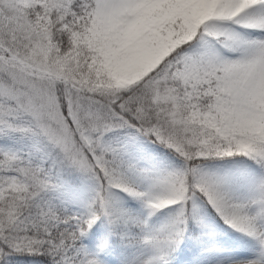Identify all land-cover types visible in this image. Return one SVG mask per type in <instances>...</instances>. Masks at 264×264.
Returning <instances> with one entry per match:
<instances>
[{
	"label": "snow or ice",
	"instance_id": "obj_1",
	"mask_svg": "<svg viewBox=\"0 0 264 264\" xmlns=\"http://www.w3.org/2000/svg\"><path fill=\"white\" fill-rule=\"evenodd\" d=\"M0 264H264V0H0Z\"/></svg>",
	"mask_w": 264,
	"mask_h": 264
}]
</instances>
